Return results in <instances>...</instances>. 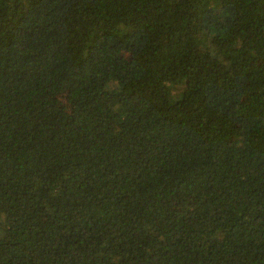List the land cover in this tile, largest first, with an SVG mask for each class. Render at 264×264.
<instances>
[{"label": "trees", "instance_id": "trees-1", "mask_svg": "<svg viewBox=\"0 0 264 264\" xmlns=\"http://www.w3.org/2000/svg\"><path fill=\"white\" fill-rule=\"evenodd\" d=\"M0 264H264V0H0Z\"/></svg>", "mask_w": 264, "mask_h": 264}]
</instances>
